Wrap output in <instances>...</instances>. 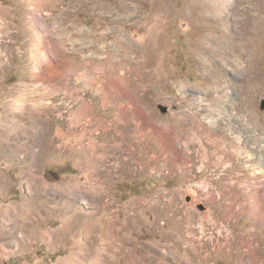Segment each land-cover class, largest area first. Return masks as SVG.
<instances>
[{
    "label": "rangeland",
    "instance_id": "374dc122",
    "mask_svg": "<svg viewBox=\"0 0 264 264\" xmlns=\"http://www.w3.org/2000/svg\"><path fill=\"white\" fill-rule=\"evenodd\" d=\"M260 156L264 0H0V264H264Z\"/></svg>",
    "mask_w": 264,
    "mask_h": 264
},
{
    "label": "bare ground",
    "instance_id": "6f19581e",
    "mask_svg": "<svg viewBox=\"0 0 264 264\" xmlns=\"http://www.w3.org/2000/svg\"><path fill=\"white\" fill-rule=\"evenodd\" d=\"M46 39V38H45ZM37 42H38V47H36L35 48V55L36 56H40V58H41V61H40V63H39V65L40 66H42L46 61H47V53H46V51H44L43 52V54H40V49L41 48H39L40 47V43H41V41H40V38H38V40H37ZM63 50V49H62ZM36 56H33V58H36ZM41 68H43V67H41ZM49 68V67H48ZM48 68H46V69H48ZM50 72H51V70H50ZM53 75V74H52ZM54 77V76H53ZM52 78V77H51ZM37 81H39V80H37ZM49 81H51V80H49ZM44 82V81H43ZM42 83V82H41ZM42 85V84H41ZM40 87V86H39ZM46 89V88H45ZM221 90L219 89V88H217V90H214V91H212L214 94H215V98H216V103L217 104H220V102H221V96H220V92ZM29 95V94H28ZM25 96V95H24ZM43 105V104H42ZM87 110H88V106H87V104H83L82 106H81V108L77 111V112H75L74 113V116H75V118H78V120H84L85 118H86V120L87 121H89V120H91L90 118H89V116L87 115ZM74 118V119H75ZM179 118H188V116L185 114V113H183V112H180L179 113ZM76 122V121H75ZM88 126V125H87ZM90 137V136H89ZM82 139V138H81ZM175 141L178 143V138H176L175 139ZM81 142V141H80ZM89 148V147H88ZM90 150H91V148H90ZM178 152V147L176 148V150H175V152ZM251 157V156H250ZM248 157L247 158V160H246V158L244 157V158H241V157H238V158H240V160H245V161H252L253 162V157ZM263 157H261L260 156V158H258L259 159V161L258 162H260V163H258V167H257V169L259 170V172L258 173H262V174H264V164H263V159H262ZM176 159L177 160H179V159H181L180 158V155H177L176 156ZM223 159V158H222ZM262 159V160H261ZM256 168H255V170H257ZM263 184V183H262ZM263 206H262V209H264V204H262ZM264 211V210H263ZM197 240V239H196ZM211 241V240H210ZM202 248V247H201Z\"/></svg>",
    "mask_w": 264,
    "mask_h": 264
},
{
    "label": "water",
    "instance_id": "95a60500",
    "mask_svg": "<svg viewBox=\"0 0 264 264\" xmlns=\"http://www.w3.org/2000/svg\"><path fill=\"white\" fill-rule=\"evenodd\" d=\"M200 209H202V207L200 206Z\"/></svg>",
    "mask_w": 264,
    "mask_h": 264
}]
</instances>
